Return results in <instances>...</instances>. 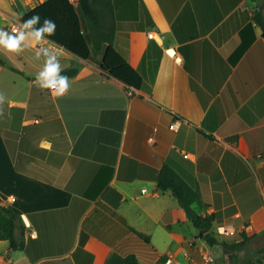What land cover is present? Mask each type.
I'll use <instances>...</instances> for the list:
<instances>
[{"label": "crops", "instance_id": "obj_1", "mask_svg": "<svg viewBox=\"0 0 264 264\" xmlns=\"http://www.w3.org/2000/svg\"><path fill=\"white\" fill-rule=\"evenodd\" d=\"M43 1L0 0V29L14 35L19 14ZM107 2L114 46L151 93L131 95L103 70L107 44L93 46L78 3L88 58L46 36L35 42L26 35L18 53L0 46V203L26 226L24 248L0 240V264H125L120 244L131 227L148 235L155 251L138 244L140 264L169 255L182 264H264L258 254L241 257L244 247L199 237L179 200L157 182L164 155L171 157L196 178L207 203L197 210L215 215L220 241H241V231L264 234V31L256 19L264 0H112L111 12ZM45 51L61 69L78 68L63 96L39 86ZM138 94L153 114L182 117L192 144L160 147L156 128L133 112ZM170 209L180 212L167 225ZM220 226L236 233L221 234Z\"/></svg>", "mask_w": 264, "mask_h": 264}, {"label": "trees", "instance_id": "obj_2", "mask_svg": "<svg viewBox=\"0 0 264 264\" xmlns=\"http://www.w3.org/2000/svg\"><path fill=\"white\" fill-rule=\"evenodd\" d=\"M107 1V6L111 12L113 8L112 0ZM105 2L106 0H45L39 2L27 13L19 14V19L25 22L33 15L38 14L39 20L34 26L36 29L44 28L46 23L53 24L54 34H45V36L60 43L77 55L88 58L90 47L84 36L79 13L76 8L75 3H78L79 9L88 23L93 46L96 49H102L104 44H107L102 60L103 70L124 81L127 84L128 90L133 89L134 92L136 90H143L151 93L152 85L146 82L141 71L131 65L115 48L116 27L114 22L111 23L107 20L103 13ZM256 19L264 31V14L261 10L256 11ZM5 52L9 54L8 50H5ZM0 63L6 64V61L0 57ZM14 63L17 65L20 62L16 61ZM15 65H13V68H15ZM77 72V67H66L61 69L59 75L61 77H69L74 76ZM149 80L153 84L155 76H152ZM148 103L143 96L140 94L136 95L132 103L133 112L138 113L151 123L153 130L156 128V143L158 145L161 143L162 145H160L162 147L164 145L165 149L173 141L181 146L184 143L192 144V139L186 135V125L181 124L179 131L170 128V123L178 115L161 110L153 114V111L147 105ZM161 138H164L166 143ZM17 168L20 170V165L18 166L17 164ZM157 182L161 190H170L172 192L179 200L180 206L191 216L195 227L199 229V232L203 231V233L198 234L199 237L205 239L211 245L221 243L229 250L245 247L248 238H250L245 231L239 233V236L242 237L241 241L229 242L218 239L213 230L215 215L203 214L197 210V207L205 210L207 203L203 198L196 178L183 170L171 157H165L164 155L158 172ZM179 212V209L165 211L163 217L167 225L171 224L172 217L179 214ZM25 232L26 226L22 216L10 207L0 203V240H8L11 249H22L25 246ZM138 244L144 250H153L150 246V237L131 227V234L123 239L120 244L121 250L125 253V264H140L141 257L136 249ZM152 256L151 258L155 259L156 253H153Z\"/></svg>", "mask_w": 264, "mask_h": 264}, {"label": "clouds", "instance_id": "obj_3", "mask_svg": "<svg viewBox=\"0 0 264 264\" xmlns=\"http://www.w3.org/2000/svg\"><path fill=\"white\" fill-rule=\"evenodd\" d=\"M38 20L39 15L36 14L21 25V29H31V31L27 33L23 30H19L18 35H9L6 31L0 29V46L5 47L9 52L18 53L21 49V43L26 39V35L34 37L35 42H41L45 34H54V26L51 23H46V26L42 29H36L34 26L37 24ZM13 32L16 33L17 30L13 29ZM44 55L49 58L46 60L43 70L37 75L39 86L42 89L54 90L52 91L53 95L63 96L69 90V78L59 75L61 68L56 59V55L50 54L47 51H45ZM0 115H3L2 110H0ZM221 231L223 230L221 229Z\"/></svg>", "mask_w": 264, "mask_h": 264}, {"label": "built area", "instance_id": "obj_4", "mask_svg": "<svg viewBox=\"0 0 264 264\" xmlns=\"http://www.w3.org/2000/svg\"><path fill=\"white\" fill-rule=\"evenodd\" d=\"M21 25H22V24H14V25L12 26V28H11V32H12L14 35H18V34H19V33H18L19 30H23V31H25V29H21ZM13 29H16L17 32L14 33V32H13ZM148 36H149L150 38H154V37H155V30L152 29V30L148 33ZM133 92H134L133 89L129 90V93H130L131 95H133ZM182 123H183V118L180 117V116H178L176 119H174V120L171 122V124H170V128L176 131V130H178V129L180 128V126H181ZM184 155H185V157H188V156H189V154H188L187 152H185ZM221 229H222L223 231H221ZM218 230H219L218 232L221 233V234H228V235L231 234V235H232V234H235V233H236V230L234 229V227H231V226H220V227L218 228ZM187 257H188V259H189L192 263H194L195 260H194V258H193L192 255L187 254ZM203 257H204L205 260H209V255L204 254ZM161 264H182V261H180L179 259H176V258H175L174 256H172V255H169L168 257H165V258L163 259V261L161 262Z\"/></svg>", "mask_w": 264, "mask_h": 264}, {"label": "rangeland", "instance_id": "obj_5", "mask_svg": "<svg viewBox=\"0 0 264 264\" xmlns=\"http://www.w3.org/2000/svg\"><path fill=\"white\" fill-rule=\"evenodd\" d=\"M263 1H260L262 3ZM135 92H133V95ZM151 132V131H150ZM245 254L241 257H255L258 254V257L264 256V234L260 236H255L253 238H248L245 244Z\"/></svg>", "mask_w": 264, "mask_h": 264}, {"label": "water", "instance_id": "obj_6", "mask_svg": "<svg viewBox=\"0 0 264 264\" xmlns=\"http://www.w3.org/2000/svg\"><path fill=\"white\" fill-rule=\"evenodd\" d=\"M19 22H20V24H23L24 23V21H22V20H19ZM47 37V36H46ZM49 38V37H48ZM49 39H51V38H49ZM52 40V39H51ZM52 41H54V40H52ZM54 42H56V41H54ZM56 43H58V42H56ZM58 44H60V43H58ZM61 45V44H60ZM61 46H63V45H61ZM64 47V46H63ZM67 49V48H66ZM69 50V49H68ZM71 51V50H70ZM72 52V51H71ZM74 53V52H73ZM76 54V53H75ZM122 81V80H121ZM122 82H124V81H122ZM125 83V82H124ZM126 84V83H125ZM200 233H203V231H200Z\"/></svg>", "mask_w": 264, "mask_h": 264}]
</instances>
